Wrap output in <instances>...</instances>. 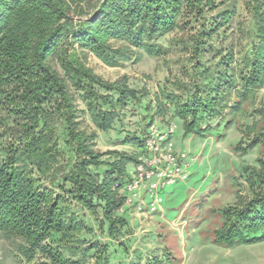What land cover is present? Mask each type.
Masks as SVG:
<instances>
[{"label":"trees","instance_id":"16d2710c","mask_svg":"<svg viewBox=\"0 0 264 264\" xmlns=\"http://www.w3.org/2000/svg\"><path fill=\"white\" fill-rule=\"evenodd\" d=\"M216 1L0 0V137L7 135L11 140L0 149V232L22 240L17 250L23 258L31 260L39 253L46 261L38 264H72L47 239L58 234V241L68 242L72 240L70 234L82 229L71 209L60 206L65 198L41 180L60 170L56 165L58 122L63 125L64 142L76 158L67 171L62 169V181L70 184L65 189L67 196L92 214H98L100 209L110 237L127 224L122 217H112L124 200L118 196L119 186L113 189V185L126 173V165L138 161L137 156L111 151L118 157L105 164L101 157L110 151L98 152L94 146L96 130H107L117 118L114 107L136 98L139 91L130 88L126 79L120 83L100 79L86 65L83 53L89 51L111 66L129 58L132 44L156 56L160 53L158 46L143 38L170 32L183 11L198 17L205 7L213 8ZM253 14L256 42L250 56L242 60L243 65L230 67L225 63L230 55L221 57L213 70H205L208 81L196 85V94L174 101L185 133L204 136L212 128L200 126V112L207 118L220 117L226 109L235 113L243 103L254 102L257 90L263 87L264 0L257 3ZM225 20L223 16L215 28L203 31V35L209 36ZM118 41L121 46L114 47L113 42ZM52 55L64 75L52 65ZM232 58L231 55L229 62ZM69 86L82 91L94 128L88 132L77 120L79 110ZM96 86L106 92L116 90L115 101L107 98L108 93L101 94ZM253 110L264 113V105ZM256 124L252 121L245 126L252 136L235 151L246 153L264 143V129L255 132ZM228 125L226 121L224 127ZM140 138L127 142L141 147L143 136ZM256 162V166H244V171L249 172L251 195L237 209H222L224 223L214 234L215 242L233 245L264 240V159L258 157ZM103 164L109 169L102 175L88 170ZM100 222L102 225L104 221Z\"/></svg>","mask_w":264,"mask_h":264},{"label":"rangeland","instance_id":"374dc122","mask_svg":"<svg viewBox=\"0 0 264 264\" xmlns=\"http://www.w3.org/2000/svg\"><path fill=\"white\" fill-rule=\"evenodd\" d=\"M259 2L217 0L213 8L205 7L198 17L183 11L170 32L151 39L143 38L158 46L160 53L156 56H149L143 47L132 44L129 58L111 66L89 51L83 53L86 65L100 79L110 83L126 79L130 88L139 91L136 98H128L124 105L114 107L117 118L107 130H96L95 151H110L101 157V161L107 164L118 157L111 151L138 157L140 147L127 141L131 138L140 140L149 123L154 122L163 130L172 126L175 148L186 152L188 164L186 178L165 189L162 202L153 212L146 207L138 210L134 199L131 204L126 203L125 179L134 170V163L126 165V173L117 185H113V189L119 186L118 196L124 200L112 212V217H122L127 224L116 236L110 237L101 210L92 214L65 192L70 184L62 181V169L67 171L76 158L65 144L63 125L58 122L56 165L60 170L41 180L65 198L59 202L60 206L71 209L82 229L70 234L71 241L62 243L58 241L59 235L53 234L47 243L59 248L72 264H264V240L233 245L213 240L216 230L224 223L222 209H237L251 195L249 172L244 171V166H256L258 157L264 159V143L246 153L235 151L252 136L251 131L245 130L246 125L254 121L257 122L255 132L264 129V113L253 110L264 105V85L257 90L254 102L243 103L235 113L226 109L220 117L207 118L200 112V126L212 128L204 136L185 133L174 106L178 98L186 99L196 94V85L208 81V70H213L221 57L232 55L231 62L230 56L225 60L230 67L243 65L242 60L250 56L256 42L253 10ZM223 16L226 20L221 26L209 36L203 35V31L215 28ZM120 41L113 42L114 47H120ZM51 63L64 75L54 55ZM96 88L101 94L108 93L107 98L111 101L117 98L116 90L106 92ZM69 90L79 110L80 127L87 132L94 129L82 100V91L71 86ZM226 121L229 125L224 127ZM9 142L7 135L0 137V149ZM105 164L90 166L88 170L102 175L109 169ZM139 195L145 206L149 202L148 196L143 190ZM100 221H104L102 225ZM18 243H22L20 238L6 237L0 232V264L46 261L39 253L31 260L23 258L17 250ZM90 245L93 247L88 249Z\"/></svg>","mask_w":264,"mask_h":264},{"label":"built area","instance_id":"2783aa9c","mask_svg":"<svg viewBox=\"0 0 264 264\" xmlns=\"http://www.w3.org/2000/svg\"><path fill=\"white\" fill-rule=\"evenodd\" d=\"M172 134V126L163 130L154 122L143 133L138 161L125 179L126 203L131 204L134 199L138 210L146 207L149 212L155 211L165 189L186 178L187 154L175 148ZM142 190L149 198L145 206L139 197Z\"/></svg>","mask_w":264,"mask_h":264}]
</instances>
